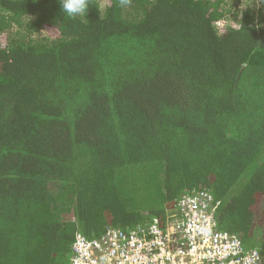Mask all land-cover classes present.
<instances>
[{"label":"trees","instance_id":"1","mask_svg":"<svg viewBox=\"0 0 264 264\" xmlns=\"http://www.w3.org/2000/svg\"><path fill=\"white\" fill-rule=\"evenodd\" d=\"M263 12L90 0L73 19L0 0V264H51L201 193L264 264Z\"/></svg>","mask_w":264,"mask_h":264},{"label":"built area","instance_id":"2","mask_svg":"<svg viewBox=\"0 0 264 264\" xmlns=\"http://www.w3.org/2000/svg\"><path fill=\"white\" fill-rule=\"evenodd\" d=\"M218 206L201 193L183 198L163 224L153 220L127 232L108 229L97 239L77 235L67 264H263L237 235L218 229Z\"/></svg>","mask_w":264,"mask_h":264},{"label":"clouds","instance_id":"3","mask_svg":"<svg viewBox=\"0 0 264 264\" xmlns=\"http://www.w3.org/2000/svg\"><path fill=\"white\" fill-rule=\"evenodd\" d=\"M264 3V0H260ZM61 14H67L68 17L85 16L90 8V0H57ZM121 6H128L131 0H119Z\"/></svg>","mask_w":264,"mask_h":264},{"label":"rangeland","instance_id":"4","mask_svg":"<svg viewBox=\"0 0 264 264\" xmlns=\"http://www.w3.org/2000/svg\"><path fill=\"white\" fill-rule=\"evenodd\" d=\"M256 4L253 6L254 9H257L258 7H260V4L258 3V1L256 2H251V4ZM250 5V4H248ZM251 6V5H250ZM264 13V12H263ZM263 20V18H262ZM220 24V25H218ZM218 24H216V28L218 30H221V29H225L227 28L229 25H231V21L229 20H222L220 21ZM68 258H69V253L66 252V253H60L56 256V258L52 261L51 264H67L68 263Z\"/></svg>","mask_w":264,"mask_h":264},{"label":"flooded vegetation","instance_id":"5","mask_svg":"<svg viewBox=\"0 0 264 264\" xmlns=\"http://www.w3.org/2000/svg\"><path fill=\"white\" fill-rule=\"evenodd\" d=\"M263 263V262H262Z\"/></svg>","mask_w":264,"mask_h":264}]
</instances>
